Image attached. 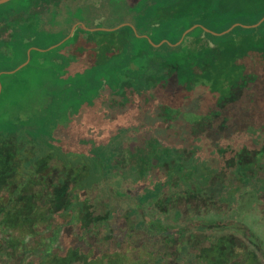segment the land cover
I'll list each match as a JSON object with an SVG mask.
<instances>
[{"label":"trees","instance_id":"trees-1","mask_svg":"<svg viewBox=\"0 0 264 264\" xmlns=\"http://www.w3.org/2000/svg\"><path fill=\"white\" fill-rule=\"evenodd\" d=\"M10 2L0 264H264V0Z\"/></svg>","mask_w":264,"mask_h":264},{"label":"rangeland","instance_id":"rangeland-1","mask_svg":"<svg viewBox=\"0 0 264 264\" xmlns=\"http://www.w3.org/2000/svg\"><path fill=\"white\" fill-rule=\"evenodd\" d=\"M12 2H10V0L9 1H6V2H4V3H1L0 4V12L1 11H3V10H6V9H9L10 8V6L12 5L11 4ZM13 4H14V2H13ZM71 18V17H70ZM70 18H66V19H63V20H59L55 25H58L59 27H61V28H59L58 30L59 31H56V29L55 30H53V32L51 33V34H49V37H48V35L47 36H45V38L43 39L44 41H46V43L47 44H49V43H53L54 41H56L59 37H66V36H68V35H66V36H63V34H62V30H63V27L67 24H70ZM47 19H48V14H47ZM48 22V21H47ZM46 28H48V23L46 24ZM10 36V35H9ZM4 37H8V34L6 33V35L4 34ZM70 37V36H69ZM23 67V66H22ZM21 76V75H20ZM22 77V76H21ZM33 103H34V105H37V104H39L40 102L38 101V99L37 100H35V99H33ZM16 180H18V178H16ZM259 207H261V208H264L263 207V205H260ZM184 209V208H183ZM185 210V209H184ZM197 237L198 236H194V239L196 240L197 239Z\"/></svg>","mask_w":264,"mask_h":264},{"label":"water","instance_id":"water-1","mask_svg":"<svg viewBox=\"0 0 264 264\" xmlns=\"http://www.w3.org/2000/svg\"><path fill=\"white\" fill-rule=\"evenodd\" d=\"M6 1H9V0H0V4H1V3H4V2H6ZM263 20H264V16H262V17H261L256 23H253V24H250V25H249V24H241V23H237V22H236V23L232 24L230 27H228L227 29H225V30H223L222 32H220L219 34H223V33H226V32H228V31H230V30H231L234 26H236V25H241V26H243V27H255V26H257L258 24H260ZM195 26H196V25H192L191 27H189L188 29H186V30L182 33V35H181V37L179 38V40L176 41L174 44H178V43H180L181 40L183 39V37L185 36V34H186L187 32H189L191 29H193ZM115 28H117V27H114V28H106V30H112V29H115ZM73 30H74V26L71 28V30H70L68 36H66V37L63 38L62 40H64V39L68 38L69 36H71ZM62 40H61V41H62ZM61 41H60V42H61ZM57 44H59V43H57ZM57 44H54V45L48 47L47 49L52 48V47L56 46ZM29 52H30V48L27 50V58H26V60H25L23 63H21L20 65H18L15 69H13V70H11V71H9V72H14L15 70H17V69L21 68L22 66H24V65L28 62V60H29ZM0 90H1V86H0Z\"/></svg>","mask_w":264,"mask_h":264},{"label":"crops","instance_id":"crops-1","mask_svg":"<svg viewBox=\"0 0 264 264\" xmlns=\"http://www.w3.org/2000/svg\"><path fill=\"white\" fill-rule=\"evenodd\" d=\"M42 19L44 20V18H42ZM43 20H41L40 24H39V21L36 20V21H35V25L42 26V25H43V24H42V23H43ZM79 24H80V22H78V21L75 22L74 25H73V26H74V29H75V27H76L77 25H79ZM121 25H122V24H121ZM73 26H72V27H73ZM103 29L106 30V28H103ZM73 31H74V30H73ZM73 31H72V32H73ZM71 35H72V34H71ZM34 37H43V36H36V35H35ZM59 42H60V41H59ZM59 42H57V43H59ZM160 42H162V40H161ZM57 43H56V44H57ZM52 45H54V44H51V45H49L48 47H50V46H52ZM48 47H47V48H48ZM31 48H32V47H31ZM31 48H30V50H31ZM47 48L42 49V50H47Z\"/></svg>","mask_w":264,"mask_h":264},{"label":"flooded vegetation","instance_id":"flooded-vegetation-1","mask_svg":"<svg viewBox=\"0 0 264 264\" xmlns=\"http://www.w3.org/2000/svg\"><path fill=\"white\" fill-rule=\"evenodd\" d=\"M5 34V33H4ZM6 35V34H5ZM4 37V36H3Z\"/></svg>","mask_w":264,"mask_h":264}]
</instances>
